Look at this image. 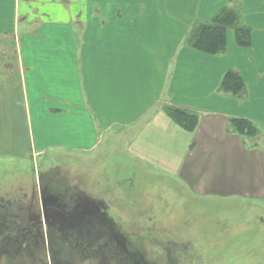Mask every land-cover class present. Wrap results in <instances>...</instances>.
Instances as JSON below:
<instances>
[{"label": "crops", "instance_id": "0c3cea01", "mask_svg": "<svg viewBox=\"0 0 264 264\" xmlns=\"http://www.w3.org/2000/svg\"><path fill=\"white\" fill-rule=\"evenodd\" d=\"M224 6L240 9L251 45L239 46L229 31L223 54L187 46L192 24ZM6 44H15L17 58L0 53V121H12L21 94L26 119L39 124L45 111L55 114L56 136L70 132L76 148H94L98 128L117 126L139 166L176 155L180 182L193 192L264 199V0H0ZM230 69L244 78L246 96L220 89ZM168 105L195 113L196 128L176 123ZM231 118L254 122L259 133L235 131Z\"/></svg>", "mask_w": 264, "mask_h": 264}, {"label": "rangeland", "instance_id": "374dc122", "mask_svg": "<svg viewBox=\"0 0 264 264\" xmlns=\"http://www.w3.org/2000/svg\"><path fill=\"white\" fill-rule=\"evenodd\" d=\"M10 46L11 50L9 44L1 46L0 53L10 52L14 63L15 44ZM18 74L14 70V89H18ZM12 105V121H0V234L18 235L26 222L43 221L42 200L51 194L63 204L82 203L94 221L95 213H102L107 235L119 234L136 260L264 264V199L197 194L180 182L176 155L167 165L160 160L145 168L137 165L133 141L119 138L117 126L98 128L96 146L82 150L76 148L78 142L70 132L56 136V121L51 117L55 114L45 111L39 124L35 119L32 123L26 119L21 94H14ZM44 105L52 112V102ZM4 111L0 109V114ZM42 145L45 152H39ZM41 229L42 238L21 241L19 249L12 244L9 258L0 255V264H122L110 252L105 260L84 258L49 235L45 223Z\"/></svg>", "mask_w": 264, "mask_h": 264}, {"label": "flooded vegetation", "instance_id": "af4514ba", "mask_svg": "<svg viewBox=\"0 0 264 264\" xmlns=\"http://www.w3.org/2000/svg\"><path fill=\"white\" fill-rule=\"evenodd\" d=\"M53 196L49 194L45 196L46 201L42 200L43 221L40 220V223L33 221L31 225L26 222L21 234L18 235L14 233L6 236L0 234V255L9 258V248L12 244L16 243L14 246L19 249L21 246L17 244L21 241L30 237L42 238L44 233L41 226L45 223L49 235L54 234L61 243L75 252L82 253L84 258L92 255L100 256L99 258L105 260L108 259V252H110L111 256H116L117 262L122 264L130 263V261H133V264H149L142 261L141 258L136 260L132 257V252L119 234L113 232L111 235H107L106 222L103 220L105 218L102 213H95L94 217L98 222L96 224V221L90 217L93 216V213L84 210L82 203L71 201L64 205ZM47 200L49 204H47ZM118 253L122 255L121 258L117 256Z\"/></svg>", "mask_w": 264, "mask_h": 264}, {"label": "trees", "instance_id": "16d2710c", "mask_svg": "<svg viewBox=\"0 0 264 264\" xmlns=\"http://www.w3.org/2000/svg\"><path fill=\"white\" fill-rule=\"evenodd\" d=\"M233 31L239 46L249 47L252 42L251 28L242 20L238 7L224 6L210 21H196L192 24L185 39V44L191 48L219 55L227 51L228 33ZM220 89L235 96H246L247 85L242 75L236 69H230L224 75ZM168 115L182 127L194 130L199 118L191 111L172 105L166 106ZM230 125L235 131L247 136H256L259 127L245 118H231Z\"/></svg>", "mask_w": 264, "mask_h": 264}]
</instances>
